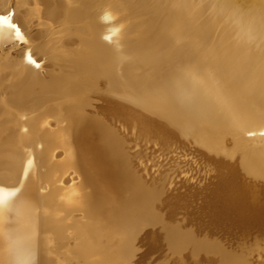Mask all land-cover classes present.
Masks as SVG:
<instances>
[{"label":"bare ground","instance_id":"bare-ground-1","mask_svg":"<svg viewBox=\"0 0 264 264\" xmlns=\"http://www.w3.org/2000/svg\"><path fill=\"white\" fill-rule=\"evenodd\" d=\"M93 1H97L95 6L99 5L98 2H104ZM166 1L168 4L164 2L165 6L151 7L147 0H120L119 5L114 10L111 9L112 13H108V7L103 6L99 10L102 15H97V18L99 24L108 23L107 28L91 27L95 25L91 23L87 28H79L78 25L75 26L78 22L71 21L79 29L75 28V31L70 27V32H76L73 37H80L84 47L76 52L73 50L75 53L71 57H74L70 58L69 65L60 70H49L51 73L47 71L49 74L46 73V79L42 77L44 80H39L38 75L35 76L29 68L20 64L13 72L10 81L20 87L18 97H12L15 101L9 99L4 102L0 97V115L6 116L7 120H18L12 110L23 92L33 91L30 90L33 83L39 85V89L34 90L32 95L42 104L44 114L61 110L62 97L73 82V75L75 79L82 81L78 89L84 95L79 103L87 101L86 84L89 85L96 76L107 81L108 86L105 85L110 93L116 92L121 100L124 99L123 102L126 100L133 103L140 111L125 103H116L117 97L115 102L103 99L98 108L103 117L98 114L84 115L86 112L81 107L86 104L84 102L83 105L78 104L75 111L81 117L74 122L72 131L63 117L67 124L63 123L68 129L60 127V123V130L56 135H51L47 129L50 135L46 131L39 134V119L34 124L20 122V149L33 150L42 144L46 155L53 149H61L64 150L65 157L58 162V158L51 152L57 161L51 164L47 161L50 156H45L43 164L47 166L48 173L43 180L49 183L50 186L47 187L46 184V187L50 188V192L48 199L39 201L31 166L22 167L10 151L3 157L0 156V181L20 180L19 187L22 186L21 193L11 198L10 209L6 210L5 220L0 225V264H129L135 257L136 264H140L146 260L148 252H158L159 259L164 251L167 258L158 264H251L252 260L250 262L246 259V254L243 253V256L242 253L227 251L217 239L197 238L180 225L169 221L173 218L172 213L181 208L191 215L198 230L230 234L232 227L240 226L237 224L238 219L260 217L264 213V135H261L264 132V52L258 53L264 49V9L257 11L259 6L263 5L264 8V0ZM177 1H182L184 5L179 7ZM60 2L16 0V6H29L26 18L22 16L23 20H29L32 15L39 13L46 24L61 19L65 23L64 19L69 25L68 22L75 17L77 9L63 6L65 3ZM88 3L86 1L84 5ZM174 3L178 7H171ZM114 4L117 2L112 5ZM82 6L80 7L83 8ZM209 11L211 15L204 20ZM136 12L144 16L134 17L130 24L128 19L136 16L133 15ZM86 15L92 16L90 11ZM115 17V21L118 19L116 23L113 21ZM82 20L88 21L85 18ZM133 25L141 27V32H133ZM69 29L67 28L68 31ZM113 29H119V32ZM62 30L63 27L59 32ZM68 31L65 32L68 34ZM126 35L129 38L125 40L130 43L128 45H137L139 49L135 61L131 56V60L126 56L131 46H128L129 50L124 47L125 52L121 49L122 46L118 47L120 39L124 42ZM94 36L113 46L107 44L110 48L107 45L104 48L102 45L105 42L102 44L100 41V44L97 38L95 41ZM109 36L111 39H106ZM256 45L259 51L253 49ZM12 83L8 86L12 87ZM93 86L99 89L98 86ZM102 91L103 89L101 94ZM14 95H9L8 98ZM142 110L154 118L149 117V114L145 115ZM108 120L122 122L121 125L128 127L125 129L132 126L140 134L154 136L163 143L176 140L177 136H190L197 139L206 151L226 158L236 156L237 161L217 159L213 163L212 181L194 185L185 189L184 193H170L157 186H148L137 175L124 149L122 137ZM249 132L254 135H249ZM13 137L10 136V140ZM69 139L73 146L76 142L73 149L79 151L80 157L93 161V164H89L93 169L90 172L92 176L87 178L90 174L87 171L90 170L86 168L83 178H91L95 186L99 183L97 186L102 185L99 187L105 189L102 191L104 194H100V189H97L98 193L97 190L94 191L96 193L93 194L101 195V199L96 200L95 203L98 202L94 205L77 198L82 185L75 188L71 185L72 189L68 192L53 186L54 177L68 168L70 171L72 165L73 171L78 168L71 159L73 146L69 144ZM228 145L231 147H225ZM58 150H53L55 155ZM58 153L61 154L60 150ZM85 163L88 165L86 160ZM85 167L84 165L82 170L85 171ZM25 168L28 171L26 178L23 175ZM77 172V175L80 174ZM72 174L69 173L70 176ZM191 197L194 198L191 200ZM46 204L67 212L75 210L74 213H77L79 210V217L73 225L65 227L40 212ZM68 231L81 237L67 247L66 255L69 258L59 262L58 257L47 252V245L51 236H63ZM56 252L58 255V251Z\"/></svg>","mask_w":264,"mask_h":264},{"label":"rangeland","instance_id":"rangeland-1","mask_svg":"<svg viewBox=\"0 0 264 264\" xmlns=\"http://www.w3.org/2000/svg\"><path fill=\"white\" fill-rule=\"evenodd\" d=\"M0 1H1L0 2V13H4L7 11L14 12L15 21L21 25L22 30L25 32V34L27 35V37L29 39V43L27 45H23L19 41H12L9 39H4L3 41H0V58L2 57V59H0V61H1L0 63H2V64H0V81H1L0 85L2 83V85L0 86V97L3 98V100L1 98L0 99L3 102L8 101L9 99L12 101L13 100L12 97H14L15 99L18 97L20 87L14 85L11 82L12 81L11 79L14 75L13 72L16 71V68L19 66V64L22 67H26L27 69L29 68L28 70L33 74L35 73L34 74L35 76L38 75L40 77V78H38L39 80H42L43 78L46 79L48 74L51 73L52 71L60 70L63 67L69 65L70 58L74 57L73 55L71 57V54L75 53L80 48L83 49V47H84L83 42L81 43L82 39L80 37L74 38L73 35L75 36L76 32H74V31L70 32V29L73 28V30H75V28L79 29L81 27L87 28L93 24H95V25H93L91 27H98V28L102 27L103 28V26H104L105 28H107L109 25L108 23H106L107 25H105V23L99 24V21H98L99 18H97V17H99L100 14L102 15V13H100L102 11H99V10L104 8V7L105 8L108 7L109 10L107 9V12L110 13L111 9L114 10L119 5L118 3L120 2V0H117L116 1L117 4H114L115 5L114 6L112 4L116 3V2H113L112 0H104V2H98L99 5L95 6V2H97V1H93V0H90V1L86 0L87 3L91 2V4L88 3L87 5H84V4H86L85 0H83V1L82 0H77V1L76 0H68L69 2L67 0H65V1L62 0L63 2L61 0H58L59 2L61 1L62 3H65V5L62 4L63 6H67L70 8L76 7V9H77L76 10L77 16L75 15V17L68 22V24L70 25L69 26L66 24L67 20H64V19H63V21H65V23H63L62 19H61V20H57V21L51 22L49 24H46L44 17L42 15H40L39 13H37L36 15H32L33 19L30 18L31 20L30 19L29 20H23L22 16L26 18V15L29 12V6L24 5L21 8L20 7L18 8L16 6V0H0ZM109 1H111V2L109 3ZM148 1H150V2L148 3ZM93 2H94V4L92 5ZM164 2L167 3L168 1H166V0L165 1L164 0H161V1H159V0H156V1L155 0H147V4L148 5L151 4L152 5V6L150 5L151 7H154L155 5L156 6H165L166 3H164ZM177 2H178L179 7L184 5V4H182V1H177ZM107 3L111 4V6L108 5ZM158 3H159V5H158ZM75 4H77V6ZM80 4H82L84 6H82ZM172 5L176 6L177 3L171 4V7L174 8L175 6H172ZM178 5H177V7H178ZM80 6H82L83 8H81ZM87 6H90V7L92 6L93 7V8L91 7L92 10L90 9V7L88 8ZM97 6H99V7H97ZM77 7L78 8L80 7L81 10L82 9L85 10V8H86L87 11L85 10V11L80 12L81 11L80 8L78 9ZM261 7L259 6L258 7L259 10L257 9V11H261L264 9L263 7L262 8ZM89 11H90V14L92 15L91 17H89V15L87 17V15H86L87 12H89ZM95 11H97V12L99 11L98 14ZM210 11L213 12V9H211ZM210 11H209L208 16L205 15L206 18L204 17V20L207 19L211 15ZM263 12H264V10H263ZM78 13H80V15H78ZM97 15H99V16H97ZM133 15H136V16H132L129 19L127 18L129 20L130 24H131L134 17L137 18L138 16H140V17L144 16L142 14H138L137 12H136V14H133ZM18 18H19V20H17ZM84 18L88 21H85V20L83 21L82 19H84ZM89 18H90V20H89ZM21 19L23 21H21ZM77 19L78 20L80 19V20L77 21ZM115 19H116V17L113 19L114 23H116L118 21V19L116 21H115ZM71 21L72 22H78L79 24L81 23L80 25L75 23V26L78 25L77 27H79V28L75 27ZM93 21H94V23H93ZM95 21H97V22H95ZM89 23H91V25H89ZM64 25H66V26H64ZM61 26L63 27V30L60 32H64L63 34H61L59 32V30L62 28ZM67 28L68 29L70 28L69 31L67 30ZM137 28H139V27L136 25H133V28H131V30L134 29L133 32L136 31L135 33H140L142 28L141 27L139 29H137ZM65 31H68L72 35L68 36L69 33L67 34V32H65ZM202 32L205 33L204 31H202ZM64 34L66 36H63ZM69 37L71 39H69ZM72 38H73V40L75 39L74 42H73ZM94 38L96 39L97 37L94 36ZM126 38H128L127 35L124 38V42H123L122 38L120 39V41L118 43V47L122 46L121 49H123V52H125L126 49L129 50L130 47H128V46H131L130 50L132 49L135 51H132V52L130 50L127 51L126 56H128V57L131 56L133 61H135L136 56L139 54V49H138L137 45H133V44L128 45L130 43L128 41H125V40H128L129 38L128 39H126ZM97 39L95 41H97ZM100 39L101 38L98 39L99 40L98 42L100 43V41H102V44H103L104 40H102V39L100 40ZM77 40L79 43L77 42ZM107 44L108 43L105 42V44H103L102 46L104 48H106V46H104V45H107ZM123 44H125V46ZM108 45L111 46L112 44H108ZM108 45H107V47L110 48V46H108ZM258 45H259V43H258ZM258 45H256L257 47L254 46L253 49H257L259 51L260 49L258 48ZM260 45L262 46V44H260ZM124 47H126V49ZM133 47H135V48H133ZM25 48L32 49L34 57L38 59L40 67H38V68L34 67L30 64H27V61L25 59H21L23 53L25 52ZM73 50H75V52ZM129 52L133 53V55H130L131 53H129ZM260 52L263 53L264 49L262 51H259L258 53H260ZM131 57H130V60H131ZM5 60L7 62H5ZM23 63H25V65ZM6 65H7V67H6ZM49 70H51V72ZM237 70H238V68H237ZM47 71H49V73ZM46 73H48V74H46ZM67 73L73 75V73L70 71H68ZM73 77H74V80L70 84V86L68 87L67 93L64 94V96L62 97L63 106H62L61 110L58 109V111L51 112L50 114H44L43 110H42V104L40 103V101H38L32 95V92H35L36 90L39 89V85L36 83H33V85L30 86V90L31 91L33 90V91L30 93L29 92H23V94L20 97L21 100L18 98V101H16L17 103L14 106V109L12 110L13 114L18 118L19 123H17L18 120L17 121L11 120V119L7 120L6 116L0 115V156L3 157L5 154L8 153V151H10L9 153L13 154L14 158L19 161V164H21L22 167H24V165L28 166L27 161L29 159L33 160V163H32L30 168L32 169V172H34L33 175L35 177V182H36L35 183L36 194H37L39 201L44 200L45 198L48 199L49 198V192H50V188L49 189L47 188L48 186H50L49 183H45L46 181L43 180V178L48 173L47 166L45 164H43V161L45 162L44 159H46L47 157L50 156L47 159V161H50L49 163H51V162L57 163V161L59 162L65 157L64 156L65 153H64V150L62 151L61 149H59L60 153H61L60 154L61 156H60L58 153L59 150L53 149L55 152L58 150L56 155H55V152H53V150L51 151L52 153L50 152L54 157L58 158L56 161V158H54L50 153H49V155H46V153L44 152V146L42 144L36 146L33 150L32 149H22V148L20 149L19 138L22 135V133H21L22 130L20 127L21 123L26 122L29 124L30 123L34 124V123H37V120L39 119L40 123L42 124V125L40 124L41 128H39V134H42L43 132L45 133V131H46V133H48L47 132V130H48V131H50L51 135H56V134H58L57 132H58V130H60V127L65 126L64 125V123H65L64 119H66L68 124L67 123H65V124H67L68 127L70 126L71 129L70 128L69 129H70V131H72V129L74 127V122L77 119H80V117H81V116H77V113L75 112L78 109V104L83 105L84 102L86 103L83 106H81L84 109V112H86V114L84 113V115L98 114V115L103 117V114L98 112L99 111L98 108L100 107L103 99H108L110 101L113 100V102L116 101V103L120 102L119 104L125 103V105H127V106L129 105V107L132 106L133 109L135 108L136 110L138 109L140 111V108L137 107L136 105H134L133 103H130L127 101L128 102V104H127L126 100H125V102H123L124 99L122 98L123 100H121V97L116 92H112L114 94L110 93V91H108V87H106V85H105V84H107V86H108L107 81L101 77L99 78L96 76L93 77V81L91 80L92 82L89 85L86 84L87 85L86 88L89 91V92L87 91V95H86L88 103H87V101H84V102L81 101L79 103L78 101L84 95L78 89L79 88L78 86L82 84V81H80V79H75L74 75H73ZM7 80H9V81L7 82ZM11 83H12V85H11L12 87L8 86ZM92 84L96 85V87L98 86L99 89L95 88ZM13 85H14V87H13ZM11 88H16V89L13 90ZM101 88L103 89L102 94H101V90H102ZM99 90H100L101 95L99 94ZM10 92H11V94H10ZM15 92L16 93L18 92V93L16 94ZM26 93L28 96L26 95ZM103 93L105 95H103ZM9 95H14V96H11L10 98H8ZM106 95H107V97H105ZM111 95H113V96H111ZM15 99L13 101H15ZM142 112L145 115L149 114L143 110H142ZM71 114H74V116ZM150 115L151 114H149V117L154 118V117H152V115L151 116ZM63 117H64V119H62ZM66 117H68V119ZM72 119H74V120H72ZM155 119L159 120L156 117H155ZM113 121L108 120V123L112 124V126H114V129L117 130V132H118L117 134L122 137L124 149H125L126 153H128L129 160H131V162H132V168L134 167V170L137 173V175H139L142 179H144L145 183L148 186L149 185L155 186V187L157 186L161 189L163 188L164 191H167L170 193H173V192H183L184 193L185 189L187 190L188 188L194 187V185H200L201 183L206 184V183L213 180V170H214V164L213 163L217 159L225 158L227 160L230 159L229 161H237L236 156H235L236 158L235 157H233V158L227 157L226 158L221 154L216 153V155H215V152L213 153V152L206 151L200 145V143L197 141V139H194L193 137H190V136L185 137V138L177 136L176 140H173V141H170L167 143H163V142H159L157 140V138H155L154 136H150L147 134L144 135L143 133L140 134L137 130H135V128L133 129L132 126L129 127V129H125V128H128L125 124L123 126V125H121V124H123L122 122L121 123L120 122L114 123ZM67 125L64 127V128H66V130L68 129ZM17 127H18V129H17ZM12 132H14V133H12ZM11 133H12V135H11ZM15 133H17V134L15 135ZM50 133H48V134L50 135ZM10 136H12V137L14 136L13 140H10V139H12V138H10ZM69 136H71L70 133H69ZM197 143H198V145H197ZM69 144H71L73 146V143L70 139H69ZM75 144H76V142H74V146L72 147L71 152L73 153V155H72L73 157L71 159L74 163H76V167L78 166V168H77L78 170L74 168L75 170L73 171L72 170L73 165H72V169H71L72 171L71 170L69 171L68 169H70V168H68L64 171V173L53 178L54 179V180H52L53 186L58 187L65 192H68V191H70V188L72 189V187L75 188V187H79L80 185H82V187L81 186L79 187V194L77 195V198L82 199V200L85 199L84 202H86L90 205H94L96 200L101 199V195H99L100 196L99 197L97 194H93V193H96L94 191H96L97 189L98 190L100 189L101 190L100 194H101L105 191V189L103 190L101 187H99L102 185L97 186L99 183L96 184V186H95L93 179H91V178L84 179L83 178L84 174L86 175L85 172L87 170H90V171H87L88 174L93 170L91 165H89L90 162H91V164H93V161H91L90 159H85V158L80 157L79 153H78L79 151H77L76 149L74 151V149H73V148H75ZM225 147L229 148V147H231V145H228ZM45 156H46V158H45ZM77 157L80 158L81 160L77 159ZM218 157H220V158H218ZM83 159L86 160L88 165H86V163L84 164L85 160H83ZM79 161H82L81 164L78 163ZM84 165L86 166L85 171L82 170V168L84 169ZM74 166H75V164H74ZM89 167H90V169H89ZM86 168H87V170H86ZM77 171H79V172H77ZM76 172L80 173L82 176L80 174H78L79 175L78 176L76 174ZM69 173L70 174L74 173V174H72L74 177L71 175L73 177L72 178L69 175ZM205 173H206V175H205ZM39 175H41V176H39ZM89 176L91 177L92 174L90 173L87 176V178ZM64 177H65V179H62ZM41 178H42V180H41ZM55 178H57V180ZM82 180H83V182L81 183ZM97 180L99 182H101L103 184V186H105L102 181H100L99 179H97ZM4 181H0V186H17V187H19V184H20V183L19 184L17 183L20 180H15V181L10 180L11 182L9 180H7V181L4 180ZM41 181H43V182H41ZM65 181H67V183H65ZM87 181L90 183L88 184ZM262 182H264V180ZM64 183L67 186L69 184V186H68L69 189H67L68 187ZM46 184H47V187H46ZM83 184H84V186H83ZM71 185H72V187H70ZM86 185H87V187H85ZM64 186H65V188H64ZM105 187H103V188H105ZM81 188H83V189H81ZM86 188H88V190H86ZM98 190H97V193L100 191V190L99 191ZM45 193H47V194H45ZM193 198L194 197H191V200ZM197 202H198V200H197ZM194 203H196V202H194ZM43 207H42L43 209H41V211H40L42 214H44V215L46 214L45 216L50 217V219L54 222L59 221V223H62V225H64L65 227H69V226L73 225L77 221L76 219H78V217H79L78 216L79 210L76 211L77 213H74L75 210L67 212L63 209H62L63 210L62 211L61 208L53 207V206H50L48 204L43 205ZM71 212H73V214ZM65 214H68V215H65ZM172 215H173V218H172V220L169 221L171 224L180 225L183 230L191 232L197 238H210L213 240L217 239L218 240L217 242L220 241V243H222V245L224 246V248L227 251L236 252L239 254L242 253V255H243V253H244V255L246 254V256H245L246 259H248L250 262L252 260L251 264H264L263 263L264 262V213L260 217L259 216L258 217L249 216L247 218H243V220H242V218L238 219L237 224H240V226L237 227L238 225H236V227H232L230 234H222L221 232L208 233L206 229H204L202 231H201V229L198 230L199 228L196 225L195 221L193 219H191V217H190L191 215L189 213H187L184 209H181V208L177 209L176 213H172ZM72 219H74V220H72ZM67 234H69V235H67ZM63 236H56V235L51 236L52 240L50 239V242H49L50 246H49V244L47 245L48 247L46 246L48 249V251L47 250L46 251L49 254H54V256L58 257L59 262H62V260L66 261L69 258V256L66 255V252L68 250L67 247L72 245L74 242H76L81 237L80 235L75 234L71 231L66 232ZM55 245H57V246H55ZM52 246H54L55 250H53L54 248H52ZM62 246H64V247H62ZM46 247H45V249H46ZM59 247H61V248L59 249ZM59 250H61V251H59ZM56 251H58V255H57ZM165 252L166 251L162 252V254H163V255H161L162 258H159V259L157 258L158 252H148L147 256H145L146 260H143L142 262H140V264H158V262H160L162 260L164 261V259L167 258V255H165ZM37 257L39 260V254L37 255ZM136 258L137 257L131 259L129 264H136V261L134 260Z\"/></svg>","mask_w":264,"mask_h":264},{"label":"snow or ice","instance_id":"snow-or-ice-1","mask_svg":"<svg viewBox=\"0 0 264 264\" xmlns=\"http://www.w3.org/2000/svg\"><path fill=\"white\" fill-rule=\"evenodd\" d=\"M14 12L7 11L0 13V41L4 39H9L12 41H19L23 45L29 43V39L25 32L22 30L21 25L15 21ZM115 32H119V29H113ZM106 39H111V37H106ZM22 59H25L28 64L34 67H40L38 59L34 57V54L31 49L25 48V52L22 55ZM249 135H254V133L249 132ZM261 135H264V132H261ZM33 160L29 159L27 165L31 166ZM23 175L25 178L28 175L27 168L23 169ZM20 183L19 181L17 182ZM22 191V186H0V225L3 224L5 220V212L10 209L11 198L17 196Z\"/></svg>","mask_w":264,"mask_h":264}]
</instances>
